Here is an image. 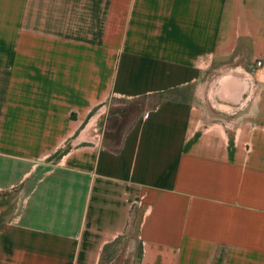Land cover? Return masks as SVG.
<instances>
[{
  "label": "crops",
  "instance_id": "obj_1",
  "mask_svg": "<svg viewBox=\"0 0 264 264\" xmlns=\"http://www.w3.org/2000/svg\"><path fill=\"white\" fill-rule=\"evenodd\" d=\"M136 216L140 264H264V0H0V264Z\"/></svg>",
  "mask_w": 264,
  "mask_h": 264
},
{
  "label": "rangeland",
  "instance_id": "obj_2",
  "mask_svg": "<svg viewBox=\"0 0 264 264\" xmlns=\"http://www.w3.org/2000/svg\"><path fill=\"white\" fill-rule=\"evenodd\" d=\"M124 108L127 110V114L125 116V122L127 123L128 119L130 118L129 115H131V113L134 111V107L125 106L123 109ZM139 220L140 219L137 216L134 221L132 220L133 223L129 228V232L125 233L120 242L114 247L113 257L108 261L107 264H132L134 262V257H138L141 247L137 234ZM131 238L133 239L130 241Z\"/></svg>",
  "mask_w": 264,
  "mask_h": 264
},
{
  "label": "trees",
  "instance_id": "obj_3",
  "mask_svg": "<svg viewBox=\"0 0 264 264\" xmlns=\"http://www.w3.org/2000/svg\"><path fill=\"white\" fill-rule=\"evenodd\" d=\"M140 260H141V250L138 257L136 258V262H137L136 264H140Z\"/></svg>",
  "mask_w": 264,
  "mask_h": 264
},
{
  "label": "built area",
  "instance_id": "obj_4",
  "mask_svg": "<svg viewBox=\"0 0 264 264\" xmlns=\"http://www.w3.org/2000/svg\"><path fill=\"white\" fill-rule=\"evenodd\" d=\"M263 65V62L261 61V60H258L257 61V67H260V66H262Z\"/></svg>",
  "mask_w": 264,
  "mask_h": 264
}]
</instances>
